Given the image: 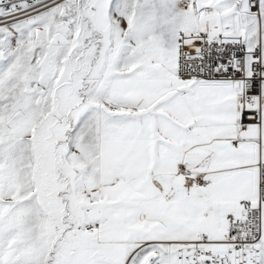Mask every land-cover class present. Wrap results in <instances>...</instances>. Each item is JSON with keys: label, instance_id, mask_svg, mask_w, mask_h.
<instances>
[{"label": "snow or ice", "instance_id": "1", "mask_svg": "<svg viewBox=\"0 0 264 264\" xmlns=\"http://www.w3.org/2000/svg\"><path fill=\"white\" fill-rule=\"evenodd\" d=\"M0 264H264V0H0Z\"/></svg>", "mask_w": 264, "mask_h": 264}]
</instances>
